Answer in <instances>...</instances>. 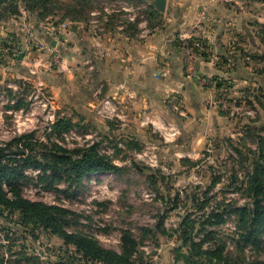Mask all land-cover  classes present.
Here are the masks:
<instances>
[{
  "label": "rangeland",
  "instance_id": "374dc122",
  "mask_svg": "<svg viewBox=\"0 0 264 264\" xmlns=\"http://www.w3.org/2000/svg\"><path fill=\"white\" fill-rule=\"evenodd\" d=\"M165 1L161 12L156 0H0V162L18 164L49 152L47 166H53L58 152L94 148L119 171L84 176L79 183L50 170L25 169L14 181L15 189L32 202L68 210L65 230L93 237L108 250L122 254L130 238L136 245L130 264H217L198 256L192 245L203 251L218 249L230 262L257 264L264 261V225L255 245L246 247L239 236L245 226L240 210H253L255 175L264 189V0ZM76 2L81 11L88 6L87 14L64 8ZM78 16L84 21H70ZM141 33H163L170 39L183 81L196 97L186 102L165 99L167 113L156 119L144 112L140 119L148 115L150 123L142 127L138 119L131 125L139 133L126 134L123 123L98 115L105 99L95 113L114 123L117 133L107 135L92 122L69 116L45 77L52 74L63 82L70 72L75 86L80 67L70 64V51L81 58V50L90 51L94 36ZM24 40L48 63L39 67L42 87L33 76L23 78L19 72L22 65L15 55L26 46ZM196 43L193 52L202 56L189 70L182 52ZM56 54L66 59L65 71L55 64ZM38 60L31 59L23 68L28 71ZM81 68L79 82L87 96H102L105 87L96 83L95 69ZM42 94L55 112L43 113ZM52 114L55 124L65 122L73 125L70 130H80V140H64L69 130L55 132ZM170 129L178 135L170 138ZM29 134L34 136L31 146L15 142ZM7 185L4 181V192L13 198ZM0 264L88 261L51 231L0 205Z\"/></svg>",
  "mask_w": 264,
  "mask_h": 264
},
{
  "label": "crops",
  "instance_id": "0c3cea01",
  "mask_svg": "<svg viewBox=\"0 0 264 264\" xmlns=\"http://www.w3.org/2000/svg\"><path fill=\"white\" fill-rule=\"evenodd\" d=\"M24 41L26 46L15 57L22 65L19 71L21 76L29 78L23 66L36 57H40V60L45 63V58L41 54L32 52L29 49L28 40ZM50 43L53 47L56 46L53 39ZM81 51L82 57L77 59L73 57V51H70L72 54L70 64L80 69L83 65H90L91 69H95L96 83H102L105 87L102 96L97 98L94 93L91 98L87 96L86 89L82 82H79L81 79L79 73H82L80 69L75 71L78 81L75 86L72 83L75 77L70 72L65 74L66 81L63 80V82L55 80L52 74H48L45 80L49 88L54 90L57 102L65 107L69 116L74 120L92 122L93 127L107 132V135L117 133L114 123L110 122H123L121 128L126 127V134L130 131L139 133L140 130H136V126L131 125L138 119L141 120L140 116L144 112L156 119L159 115L167 113L168 109L164 107L165 99H184L186 102L196 97L186 81H183V68L179 58L170 39H167L163 33L151 36H142L141 33L136 37L94 36L91 38L90 51ZM22 52H24V58L19 61L18 58ZM95 93L98 95L99 90ZM60 94L64 95V101L59 99ZM102 99L112 100L122 120H110L106 123L96 115L95 108ZM132 114L136 115L133 117Z\"/></svg>",
  "mask_w": 264,
  "mask_h": 264
},
{
  "label": "trees",
  "instance_id": "16d2710c",
  "mask_svg": "<svg viewBox=\"0 0 264 264\" xmlns=\"http://www.w3.org/2000/svg\"><path fill=\"white\" fill-rule=\"evenodd\" d=\"M92 1V0H87ZM16 3V1H15ZM80 2H76L75 6H64L68 11H74L75 14H87L89 8L87 6L79 10ZM92 9V8H91ZM72 23L83 22V18L78 16L70 20ZM64 125L63 129L61 126ZM73 125L65 122H58L54 126V131L62 134ZM34 136L32 134L21 137L16 140V143H23L25 147L32 145ZM264 141V140H262ZM30 142V143H29ZM264 147V142L261 144ZM43 147V146H42ZM47 150V149H46ZM31 153L34 150H30ZM260 160L264 164V148H261ZM49 152L40 154V157H27L19 160L18 164H3L0 162V205L9 209L12 212H19L25 220H31L36 225H40L46 230L51 231L63 239L65 245L73 246L78 252L83 253L84 258L88 264H130L129 256L133 248L135 249V242L130 238L125 239L124 252L119 254L115 251L104 248L95 238L69 233L65 227L69 224L68 216L70 212L59 206H49L42 202H32L21 196L19 190L15 189V180L20 179L21 173L25 169L53 171L56 175H64L70 182H79L84 176L100 175L106 173H117L119 169L110 162L106 157L100 156L94 148L88 150H77L75 152H58L55 154L54 165L47 166L46 158ZM71 155H77V160H74ZM53 174V175H54ZM8 183L7 186L13 190L14 197L8 198L3 189V182ZM251 189L254 190L255 199L253 202V210L247 213V210H240V218L244 222V230L239 236L242 243L247 247L255 245L258 240L257 233L264 225V189L262 182H259L258 175H255ZM259 228L258 230L256 228ZM198 256H207L212 263L217 264H247L246 261L230 262L226 257H223L219 250H206L201 248L198 250L196 245L190 246ZM215 261V262H213ZM257 264H264V261L257 262Z\"/></svg>",
  "mask_w": 264,
  "mask_h": 264
},
{
  "label": "built area",
  "instance_id": "2783aa9c",
  "mask_svg": "<svg viewBox=\"0 0 264 264\" xmlns=\"http://www.w3.org/2000/svg\"><path fill=\"white\" fill-rule=\"evenodd\" d=\"M198 43H196L194 46H192V50L189 51V50H186V51H183L182 52V59H183V62H184V65L186 66V68H189V70H192L193 67H194V64L197 63L200 59H201V53L197 52V53H194L193 52V48L194 47H197ZM54 60H55V64L57 65V67L62 70V71H65L67 66H66V59H64V57H62L61 55L59 54H56L55 57H54ZM48 64V63H47ZM44 63L43 60H38V61H35V62H32L30 64V67L28 66V74H29V77H32L35 79V82L36 81H39L37 86L39 87H42V84L41 83V77L39 75V67H44L45 65H47ZM194 76V74H193ZM40 94V93H39ZM43 95V98H45L44 94ZM39 96L37 95V98ZM46 100H48L47 98H45V102H43L42 104V111L43 113H45L46 111H48V114L51 113V112H55L56 111V108L54 107V105L49 101V102H46ZM22 113V112H21ZM98 115H100L101 117L107 119V120H122V118L119 116V113H118V108L117 106L112 102V100L110 99H105L103 100V102L100 104L99 106V111H98ZM150 119L151 117L148 116V115H142L141 117V126L144 127L146 125H148L150 123ZM50 121L51 123L54 125L56 123V117L54 114L51 115L50 117ZM123 123V122H122ZM178 135V131L175 130V129H170V134H169V137L170 138H173V137H176ZM80 136H81V131L78 130L77 128H74V129H71L69 130L68 132H66L65 134L62 135V138L66 141H69L70 139H76V140H80Z\"/></svg>",
  "mask_w": 264,
  "mask_h": 264
},
{
  "label": "water",
  "instance_id": "95a60500",
  "mask_svg": "<svg viewBox=\"0 0 264 264\" xmlns=\"http://www.w3.org/2000/svg\"><path fill=\"white\" fill-rule=\"evenodd\" d=\"M156 7L161 11L164 12L165 11V7H166V1L165 0H156ZM24 58V52H22L18 58L19 61H22Z\"/></svg>",
  "mask_w": 264,
  "mask_h": 264
}]
</instances>
